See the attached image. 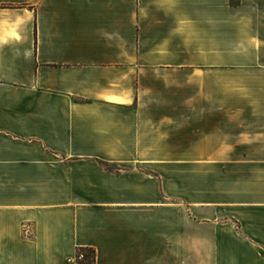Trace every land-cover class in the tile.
Segmentation results:
<instances>
[{"label":"crops","instance_id":"crops-1","mask_svg":"<svg viewBox=\"0 0 264 264\" xmlns=\"http://www.w3.org/2000/svg\"><path fill=\"white\" fill-rule=\"evenodd\" d=\"M80 250L264 264V0H0V264Z\"/></svg>","mask_w":264,"mask_h":264},{"label":"built area","instance_id":"built-area-1","mask_svg":"<svg viewBox=\"0 0 264 264\" xmlns=\"http://www.w3.org/2000/svg\"><path fill=\"white\" fill-rule=\"evenodd\" d=\"M85 261V254L83 251H78L75 255L67 258V264H83Z\"/></svg>","mask_w":264,"mask_h":264},{"label":"trees","instance_id":"trees-1","mask_svg":"<svg viewBox=\"0 0 264 264\" xmlns=\"http://www.w3.org/2000/svg\"><path fill=\"white\" fill-rule=\"evenodd\" d=\"M91 257H92V252H88V253H87V258H86V260L83 262V264H90V263H91Z\"/></svg>","mask_w":264,"mask_h":264},{"label":"rangeland","instance_id":"rangeland-1","mask_svg":"<svg viewBox=\"0 0 264 264\" xmlns=\"http://www.w3.org/2000/svg\"><path fill=\"white\" fill-rule=\"evenodd\" d=\"M228 68H230V67H228Z\"/></svg>","mask_w":264,"mask_h":264}]
</instances>
